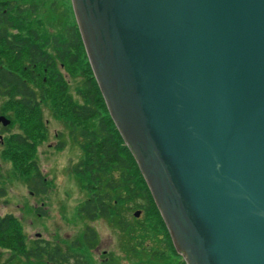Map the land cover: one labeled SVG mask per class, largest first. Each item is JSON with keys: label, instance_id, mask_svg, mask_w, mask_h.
Listing matches in <instances>:
<instances>
[{"label": "water", "instance_id": "95a60500", "mask_svg": "<svg viewBox=\"0 0 264 264\" xmlns=\"http://www.w3.org/2000/svg\"><path fill=\"white\" fill-rule=\"evenodd\" d=\"M72 3L177 252L264 264V0Z\"/></svg>", "mask_w": 264, "mask_h": 264}, {"label": "trees", "instance_id": "16d2710c", "mask_svg": "<svg viewBox=\"0 0 264 264\" xmlns=\"http://www.w3.org/2000/svg\"><path fill=\"white\" fill-rule=\"evenodd\" d=\"M42 6L55 13L51 20L41 13ZM70 78L78 80L74 91ZM0 98V113L11 119L5 129L21 126L20 132L4 138L1 156L34 193L45 194L49 183L37 155L49 138L42 111V104H49L82 152L72 173L90 200L80 213L102 217L131 204L145 212L138 227L143 234L167 232L139 165L109 113L70 0H0ZM63 148V143L55 146ZM0 231L7 233H0V242L10 247H17L24 236L13 214L0 216Z\"/></svg>", "mask_w": 264, "mask_h": 264}, {"label": "rangeland", "instance_id": "374dc122", "mask_svg": "<svg viewBox=\"0 0 264 264\" xmlns=\"http://www.w3.org/2000/svg\"><path fill=\"white\" fill-rule=\"evenodd\" d=\"M28 2L30 1L23 3L28 4ZM40 11L47 20H51L55 15L48 6L40 7ZM77 84L78 80L70 78L72 91ZM3 102L4 99L0 98V111ZM42 111L49 129V138L38 147V163L40 171L49 182H52L53 187H50L48 193L43 196L30 194V188L22 177L14 172L11 162L1 156L6 137L3 136V143L0 141V187L5 185L8 197L6 196L0 203V214H13L20 220L29 245H33L38 238L37 233H40L43 239L60 245L64 251L73 252L70 246L74 242H81L87 227L90 226L97 233L95 254L97 253L98 257L112 254L117 264H135L134 258L129 254V244L133 240L132 242L144 246V249H138L136 264H162L163 261L152 253L153 250H159L160 245H164L159 237L160 234H157L158 231L143 234L136 227L137 211H141L137 219L140 224L138 227L144 223L145 212L142 208L136 209L131 204L119 208L122 219L135 227L129 226L128 229H124L125 231L119 225L118 218L89 222L80 215L79 207L81 208L89 197L72 173V166L80 160L82 152L70 137L69 127L65 121L55 116L50 105L42 104ZM20 131L21 126L15 124L7 130V136L9 133ZM60 143L64 144V148L56 150L55 146ZM38 208L43 210V218L37 215ZM132 233L136 238L132 237ZM7 255L9 256L8 251L1 250L0 260H5Z\"/></svg>", "mask_w": 264, "mask_h": 264}, {"label": "flooded vegetation", "instance_id": "af4514ba", "mask_svg": "<svg viewBox=\"0 0 264 264\" xmlns=\"http://www.w3.org/2000/svg\"><path fill=\"white\" fill-rule=\"evenodd\" d=\"M0 124V141L3 143L2 136H7V129ZM3 185V184H2ZM5 185L0 187V203L3 202L5 197L7 196V192L5 190ZM31 195H35L33 191H30ZM47 193L43 194L46 195ZM41 195V196H43ZM40 196V195H39ZM8 197V196H7ZM86 199L83 204L86 203ZM2 201V202H1ZM116 201V200H114ZM44 204V202H41ZM82 204V205H83ZM121 207V206H120ZM119 207V208H120ZM80 208V207H79ZM37 215L43 218L44 212L42 209L38 208ZM7 214V213H6ZM6 214H0V216H4ZM122 213L120 212H113L108 214L107 216L99 217L95 215V217L90 218L85 213H80V215L85 218L89 222H94L98 219H116L118 218L119 225L123 228V230L128 229L129 226H133L130 222L125 221L122 219ZM136 218V227L138 228L139 222L138 218ZM134 227V226H133ZM135 228V227H134ZM124 230V231H125ZM134 231V230H133ZM7 234L6 232H1ZM24 236L21 239V243L16 245L9 246L8 244H3L0 242V251H8L9 256L5 260H0V264H117L114 256L112 254H107L106 256H97L96 246H97V233L96 231L91 228L90 226L87 227L85 234L82 237V241H77L72 244L71 250L73 252L64 251L60 247V245L53 243L49 240L43 239L40 233H37V240L33 243V245H29L27 243L26 234L23 231ZM133 234V233H132ZM160 234V239H162L163 246L159 250H153V256L160 258L163 261L162 264H183V258L180 257L175 250V246L173 244L172 238L167 230H160L157 232ZM133 238H136L133 234ZM3 240H7V237H3ZM133 241V240H132ZM130 242L129 244V254L130 257L134 258L135 264L138 254V249H144V246L136 244L135 242ZM132 244V245H131ZM95 257L97 260H95ZM119 264V263H118Z\"/></svg>", "mask_w": 264, "mask_h": 264}]
</instances>
